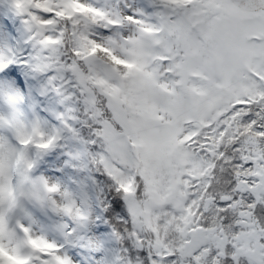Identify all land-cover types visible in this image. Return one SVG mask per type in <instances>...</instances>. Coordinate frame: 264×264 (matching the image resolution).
<instances>
[{"label": "snow or ice", "instance_id": "1", "mask_svg": "<svg viewBox=\"0 0 264 264\" xmlns=\"http://www.w3.org/2000/svg\"><path fill=\"white\" fill-rule=\"evenodd\" d=\"M0 264H264V0H0Z\"/></svg>", "mask_w": 264, "mask_h": 264}]
</instances>
